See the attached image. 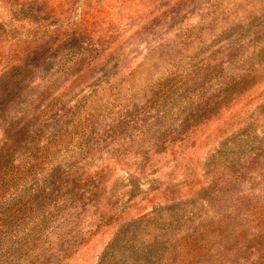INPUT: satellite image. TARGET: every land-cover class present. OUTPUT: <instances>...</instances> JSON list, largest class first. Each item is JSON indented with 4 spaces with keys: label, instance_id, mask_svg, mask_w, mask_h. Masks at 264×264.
<instances>
[{
    "label": "rangeland",
    "instance_id": "1",
    "mask_svg": "<svg viewBox=\"0 0 264 264\" xmlns=\"http://www.w3.org/2000/svg\"><path fill=\"white\" fill-rule=\"evenodd\" d=\"M68 20L81 26L70 34L71 42L62 44L61 32L47 37L51 47L44 50L47 44L26 58L23 64L28 71L8 99L31 102L48 78L55 79L60 68L70 66L72 44L83 50V58L108 47L104 56L75 66L73 78L88 72L79 85L61 97L64 86L56 87L39 109L51 105L52 112L63 105L72 108L77 120L91 125L87 138L74 128L75 141L68 140L81 150L66 155L60 150L52 165L81 172L108 164L99 193L110 198L104 221L99 222L101 211L89 208L62 224L61 232L70 231L81 242L66 258L54 255L50 264H102L118 237L123 243L129 236L124 233L140 223L120 256L127 264H264V176L249 183L254 173L264 170V0H0L4 28H16L21 37L29 34L26 44L13 45L6 43L10 35L2 36L0 76L32 39L48 35ZM236 60L240 61L236 64ZM247 68L258 69L249 79L255 87L236 103V86L226 84ZM167 72L169 98L187 84L190 91L204 90L214 104L205 116L185 118L184 129H178L187 134L185 141L158 148L152 146L155 131L150 119L155 104L150 107L145 102L160 94L159 83ZM110 88H116L112 96ZM169 102L167 109L173 106ZM20 104L6 107L7 112L25 110ZM190 105L183 103L176 114H169L167 124H179ZM39 111L37 121L44 118ZM0 114L6 116L1 110ZM72 120L67 119L68 126ZM143 129L147 134L139 137L137 131ZM46 131L41 145L54 140ZM94 135L108 138L100 148L117 142L121 146H115L126 148L127 154L108 161L105 154L94 153L90 150ZM133 135L135 141L125 143L123 139ZM183 135L176 133L174 138ZM251 152L256 156L244 166L243 156ZM48 170L41 167V177ZM21 183L16 196H9L17 200H5L4 205L19 209L21 200L32 193L33 203L22 212L39 213L45 198L34 193L36 181ZM236 205H240L238 217ZM237 227L241 232L236 239Z\"/></svg>",
    "mask_w": 264,
    "mask_h": 264
},
{
    "label": "trees",
    "instance_id": "2",
    "mask_svg": "<svg viewBox=\"0 0 264 264\" xmlns=\"http://www.w3.org/2000/svg\"><path fill=\"white\" fill-rule=\"evenodd\" d=\"M66 22L65 25L51 30L48 35L46 34L32 39L29 42V46L22 52L20 51V54L18 53V55L14 56L4 74L0 76V110L6 113V116L0 114V264H4L6 260L11 262L13 259L16 264H50V260H52L56 254L62 258H66L69 256L70 251L78 247L81 239L73 237L70 231L67 235L61 232L60 228L62 224L67 222L70 218H78L89 208H94L97 212H102L103 215L100 216L99 222L104 221L107 215L106 211L109 206L110 197L104 196L101 198L99 191L103 189L106 183L101 175L108 169V164L103 165L99 169H83L81 172L72 170V167L69 168V170H63L61 167H53L52 165L56 159L55 155L60 150H64L63 155H66L67 151L74 150L75 148L81 150V148L75 144L76 142L68 144V140L76 133L73 131L74 128L80 129L82 134L79 136H81L82 139L87 138L88 129H91V125L85 121L77 120L76 118H79V116L73 112L72 108H65L63 105L52 112L50 111L53 108L51 105H46V108H43V110L39 108L40 104L44 103V98H47L51 92H54L56 87L64 86V90L58 95L61 97L62 93L65 94L79 85L88 72L87 70L83 71L80 76L73 78L76 72L74 71L75 66L84 64L85 62L90 63L92 60H96L100 56L102 57V53L109 48H97L94 54L92 52V54H89V58H83L85 55L83 50L72 44V52L68 60L70 66L67 68H60L58 71L61 74L55 79H52L53 75L51 78H48L45 84L41 86L42 90L31 96V102H21L25 110L17 111L14 114L12 110L7 112L8 109L6 108L12 107L15 103L20 104L18 101L12 102L11 99H8V95L18 89L19 83L22 82V78L28 71L27 67L29 66L23 64L26 58L43 48V46L45 47L49 44V39H47V37H51L56 32H61L64 41L62 44L71 42L72 38L70 34L77 32L81 27L78 23L73 26L71 20ZM4 25H7L6 22H0L1 29L4 28ZM9 27L10 28L5 27L0 31V43L4 42L2 36L6 33L10 35L6 40L8 44L27 43L29 34L26 33L25 37H21L20 33L15 30L16 28L12 26ZM38 27H42V25L40 24ZM51 45L52 42L45 47L44 50L50 48ZM1 59H3V54L0 51V60ZM239 61L240 60H236V64ZM257 70L258 69L254 68L242 69V73L237 74L236 79L226 84V87L236 86V103H240L255 87L254 83L250 84L249 79L255 75ZM58 71L55 75H58ZM169 73L170 72H167L166 77L159 83L160 91L157 90V92L160 94L152 95L147 98L145 102V104H150V107L152 106L151 104H155L153 110L154 115L152 114L150 119L152 121L151 128L155 131L152 146H157L158 148L170 143L185 141L187 139V134H184V130L182 132L178 130L184 129L183 122L185 118H190L191 116L197 118L200 117V115L205 116L208 107L214 104L213 98H207L204 90L201 92V88H196L190 91L187 89V84L183 85L181 90L172 96V98H169L168 93L170 89L169 86L166 85L169 84L167 80L171 79ZM190 79L189 77L188 80L190 81ZM114 89L116 88H110V96L115 93ZM194 96L198 97V99L193 98ZM100 98L103 100L105 95ZM105 101L107 102L106 107H109L110 101L107 99ZM169 101H171L173 106L167 109L166 106ZM183 103H189L191 105L188 110L183 112L184 117L181 119L180 123L177 125L167 124L166 121L171 119V117L167 119L169 114H176ZM3 104H5L4 110L2 108ZM145 110L147 109L144 108L141 115H145ZM37 111H39V117H44L38 121V115L35 114ZM48 111L50 114H47ZM108 112H110V110H108ZM106 113L107 111L104 109L102 114ZM71 117H74L75 120H72L71 125L68 126L70 122H68L67 119ZM174 126L177 129L175 131L172 130ZM45 130H47V134L52 136L54 140H48L41 145L40 138ZM176 133L184 135L176 139L174 138ZM146 134L144 129L137 131L139 137H143ZM134 137L135 138L127 136L123 140L126 139L125 143L131 144L135 141L137 136ZM93 138L95 141L90 144V150L96 154L101 153V157L105 154V156L109 158L107 159L108 161L111 158L122 159L127 154L126 148L115 146H121V143L116 142L115 144L114 142L115 145L102 149L99 145H102L108 138L101 135H94ZM72 140L75 141V137H72ZM262 142L263 141L259 143L261 144ZM144 152L149 153L147 150ZM254 156H256L255 152L244 154L243 165L245 166L248 164ZM41 167H49V170L43 173L42 177L40 174L42 172L39 171ZM130 175H132V173ZM253 175L249 183H253L254 179L257 177L264 176V170H260ZM241 178H243L241 173L236 175V183L240 184ZM32 179L36 181V188H33L34 193L36 195L38 193H43V198H45V203L41 207V211L39 213L35 211L22 212V208H27L33 203L34 195L32 193L24 200H21L19 209L15 204L14 206H5V200H10L11 202L17 200V198H9L10 195L13 197L16 196L14 191L19 190L16 188L17 184L23 182L21 183L23 186L26 185L29 180L32 181ZM37 185L39 187H37ZM101 202L104 203L103 207H101ZM239 208L240 205L238 207L236 205V217L240 215ZM21 212L22 214H20ZM142 220L140 222H143ZM146 224L147 223H145V225ZM12 225L14 227H12ZM141 227L142 223L137 224L124 234L130 236ZM240 232L241 229L237 227L236 239ZM129 236L123 239V243L120 242L122 240L121 235L120 238L118 237L117 243H114L105 254L102 264L128 263L122 261L120 256L126 253L124 249L127 243L134 240V238L130 240ZM38 248H41L42 252H36ZM241 248L242 245L236 246V254ZM246 262L248 261L246 260Z\"/></svg>",
    "mask_w": 264,
    "mask_h": 264
}]
</instances>
